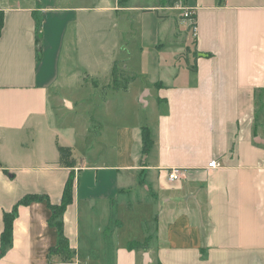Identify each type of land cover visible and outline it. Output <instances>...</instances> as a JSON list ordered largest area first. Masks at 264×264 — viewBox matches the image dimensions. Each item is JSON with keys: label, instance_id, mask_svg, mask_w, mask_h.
<instances>
[{"label": "crops", "instance_id": "crops-1", "mask_svg": "<svg viewBox=\"0 0 264 264\" xmlns=\"http://www.w3.org/2000/svg\"><path fill=\"white\" fill-rule=\"evenodd\" d=\"M173 1L0 0V233L3 213L22 197L38 193L59 203L75 173L63 215L74 260L49 258L58 230L40 201L20 205L0 264H264V0ZM156 10L168 12L158 26L172 11L183 12L177 19L194 14L192 67L182 63L155 92L143 87L138 102L153 103L151 120L120 115L107 143L112 154L77 155V128H60L55 117L76 107L64 91L81 79L69 61L95 25L88 13L117 28L131 12ZM90 77L95 85L90 73L83 79ZM144 127L152 139L147 152ZM89 134L87 126L79 136ZM59 145L72 148L73 169L59 164ZM214 159L220 166L209 169ZM171 168L182 170L180 180L168 179Z\"/></svg>", "mask_w": 264, "mask_h": 264}, {"label": "rangeland", "instance_id": "rangeland-1", "mask_svg": "<svg viewBox=\"0 0 264 264\" xmlns=\"http://www.w3.org/2000/svg\"><path fill=\"white\" fill-rule=\"evenodd\" d=\"M94 2L97 3V0H75L76 4L85 6L97 5ZM165 2L171 5L174 1L131 0L133 5L147 3L163 5ZM187 11L191 16L189 10ZM167 13L156 10L154 13H149L150 15L138 17L137 13L131 12L124 22H119L117 28L114 26L116 22H113L112 28H109L107 17L99 13H88L89 20L94 21L95 25L92 26L93 28H86L79 50L73 51V60L69 61V69L75 76L78 74L81 77V82L74 81L64 91L75 101L76 107L71 111L65 109L61 111L62 114L55 117L60 128L69 126L77 128V155L85 154L89 149L92 155L99 153L104 155L105 152L112 154L107 143L112 140L114 122L119 120L120 115L131 123L147 124V116L148 122L151 120L153 103L149 108H145L138 102V94L143 87L151 86L155 92V87L161 85L160 80L173 82L172 75L183 69H181L182 63L192 67V63H189L193 58L191 53L195 45L194 27L190 25L192 21L190 17L184 15L177 19L176 15L180 16L183 12L172 11L170 18L161 21L158 26L157 19L164 18ZM89 43L94 44L93 48L90 49ZM112 57L120 60L118 73L113 79L109 70ZM86 72L97 81L95 85L91 77L83 79L84 76L86 77ZM121 74L129 78L138 77L130 83L127 91L111 88L115 86V82L123 84L124 80L119 78ZM108 84H110L109 88ZM148 93L147 90L145 96H148ZM107 98L109 103L105 104L104 100ZM150 99L152 101L153 98ZM65 106L71 107L68 102ZM87 126L90 134L80 137ZM100 131L103 138L98 135ZM83 215L85 217V214Z\"/></svg>", "mask_w": 264, "mask_h": 264}, {"label": "trees", "instance_id": "trees-1", "mask_svg": "<svg viewBox=\"0 0 264 264\" xmlns=\"http://www.w3.org/2000/svg\"><path fill=\"white\" fill-rule=\"evenodd\" d=\"M128 1L129 0H119V4L123 6ZM171 1L173 0H170V2ZM171 3H172L171 5H173L175 1ZM191 19H192V22L190 23V25L195 27L196 21H195L194 14H192ZM3 25H4V15L2 12H0V33L2 31ZM36 25H37V32H38L37 42L40 43L42 21L37 16H36ZM118 63L119 61H116L114 63L113 76L117 75L118 73V70H117ZM119 78L124 80L123 84L120 85L118 82H115V86L112 88L117 89V90L122 89L124 91H127L129 89V85L131 82L138 79L137 76H131L129 78V76L122 75V74L119 75ZM142 134H143V140H144V151L147 152L152 143L149 129L147 127H144ZM58 150L60 154L59 164L62 166L71 167L73 169L77 164V159L73 156L72 148L69 146L59 145ZM74 179H75V173H74V170H72L66 182L63 195L59 203H52L50 199L44 194L30 193L22 197L10 211H5L3 213L4 228L2 232L0 233V259L6 255L8 250L13 245L14 222H15L16 217L18 216L20 205H29L30 203H33V202L46 201L47 206L52 212V215L49 219V224L54 225L58 230L57 243L55 246L50 248L49 258H51L52 255H59L65 262H72L74 260L75 251L70 247L69 240L67 236L65 235L64 229H63V215L68 205L72 203V200H73Z\"/></svg>", "mask_w": 264, "mask_h": 264}, {"label": "built area", "instance_id": "built-area-1", "mask_svg": "<svg viewBox=\"0 0 264 264\" xmlns=\"http://www.w3.org/2000/svg\"><path fill=\"white\" fill-rule=\"evenodd\" d=\"M189 13L191 14V16H192V12L189 10ZM184 16H188V17H190V19H191V16H189V14H188V11L186 10L185 11V14H184ZM191 21H192V19H191ZM192 27H194V26H192ZM196 33V26L194 27V34ZM220 166V162L217 160V159H214V160H211L210 162H209V164H208V168L210 169V168H217V167H219ZM168 179L171 181V182H175V181H177V180H180L181 179V177H182V170L180 169V168H171V169H169L168 170Z\"/></svg>", "mask_w": 264, "mask_h": 264}, {"label": "water", "instance_id": "water-1", "mask_svg": "<svg viewBox=\"0 0 264 264\" xmlns=\"http://www.w3.org/2000/svg\"><path fill=\"white\" fill-rule=\"evenodd\" d=\"M39 47H40V43H39ZM200 55H202V54H200ZM148 260V256L146 255V261Z\"/></svg>", "mask_w": 264, "mask_h": 264}]
</instances>
